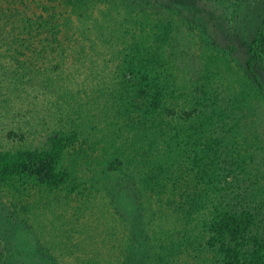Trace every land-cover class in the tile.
I'll return each instance as SVG.
<instances>
[{"label":"rangeland","instance_id":"374dc122","mask_svg":"<svg viewBox=\"0 0 264 264\" xmlns=\"http://www.w3.org/2000/svg\"><path fill=\"white\" fill-rule=\"evenodd\" d=\"M106 1L0 0V264H234L219 244L244 221L219 216L227 197L264 212V0H128L124 38L104 21L124 3ZM165 45L194 62L186 80ZM126 58L165 73L163 122L116 97ZM138 120L172 161L141 186L109 168Z\"/></svg>","mask_w":264,"mask_h":264},{"label":"trees","instance_id":"16d2710c","mask_svg":"<svg viewBox=\"0 0 264 264\" xmlns=\"http://www.w3.org/2000/svg\"><path fill=\"white\" fill-rule=\"evenodd\" d=\"M95 1L100 3H107L106 0ZM130 1L132 2L133 0ZM120 3H124V6L122 7L123 13L117 14V17H119L120 19L113 20V17L111 15H106L104 21L111 22L113 27L110 30L120 32L121 36H123L124 38L126 32L123 31L122 33L120 29H122L123 22L126 21L125 15L127 17L130 14L129 12L131 11H129V5H127L128 0H119V5ZM135 22L136 18L132 20L133 24H135ZM256 40L257 39L252 40L248 46V52L250 53V57L244 63V68L248 72L250 70L251 63L257 58ZM176 45L177 41L175 40L174 47H176ZM167 48H170V46H167ZM167 48L166 45L164 47H160L158 56L164 59V61L168 64V68H175L179 72V74H184L183 80H186L185 75L189 72H193L195 70L194 68H196L194 62L191 65L190 63H188V61H186V59L182 58L181 55L178 54L175 49L173 52L171 51V49ZM138 54L141 53L138 51ZM175 54L179 57L177 62ZM129 60H131V58H126L127 62ZM126 61L118 64L119 66L117 67L115 76H119L120 79H122V75L126 71L129 74V78L127 81H123L121 85L116 86V97L121 98L124 96L123 99L125 98V100L130 104V108H132V110H134L135 112H140L144 115H147L148 112L149 114H151L152 112L157 113L159 119L163 122V116L165 115V111L167 110L164 108L163 105L158 104V102H161L159 101L160 97L167 96L166 100L171 98L174 99L172 93L169 92V94H164V83L166 84L165 73H162L163 71H161L160 73L159 70L161 68L159 69V67L155 63H148L144 60L141 61L142 64L139 61H135V63H125ZM132 81L135 82L132 84ZM116 83L117 82H115V84ZM183 83L184 82L182 81V84ZM181 98L182 101L186 103H189L190 101H194L196 103L197 100L195 96H193L191 99L185 100L186 97L182 94ZM190 111L194 112L192 109H190ZM151 117H149V119ZM157 126V124L154 125V121L151 122L150 120H146L145 124L142 123L141 120H138L137 122L132 124L129 130L126 129L125 132L130 134L131 136L130 138L127 136H123L119 138V140H117V145L114 147L116 157L110 158L109 162H111V165L108 164L110 170L118 171L119 173H121V171L118 169L119 167H121L123 168V170L126 169L128 172L131 171V174L139 173V177L132 176V178L139 186H141L144 184V182H146L142 178V176H144L146 172H151L154 168L160 169L159 167L161 165L171 164V158L166 155H160V152L156 149V143L158 140L156 136L158 134V129H156L155 127ZM103 130L108 132V130L106 129ZM52 139L54 140L56 138ZM53 140L48 139L47 141H50L51 143ZM141 149L147 153L146 156L140 157L139 151H141ZM40 150L42 151L43 149ZM18 155L20 154L18 153L16 156ZM18 158L19 156L16 157L17 160ZM153 186H155V184H152V187ZM223 192L225 194H229V192L227 191ZM238 196L239 195L234 194L229 195L226 200L227 204L224 205V207H227V211L221 212L219 214V216H223L225 214L229 218H235L237 222H239L240 220L244 221L243 225L240 226L241 228H239V231H236V228V234L232 229L231 232H228L224 235L223 241L220 240L219 244L221 245L223 254L226 255L228 259L232 257L234 264H239L237 262V259L234 257L238 253L251 254L252 257L255 258H264V212L263 214L258 213L256 208L253 206V203L249 204V199L247 197H245L244 199L238 198ZM228 203L231 205H229ZM235 208H237L238 210H235ZM251 230H254L256 232V237L253 238V241L251 240L246 243L243 242L242 239L238 240L239 238H241L242 235L248 233ZM238 232L239 235L237 234Z\"/></svg>","mask_w":264,"mask_h":264}]
</instances>
